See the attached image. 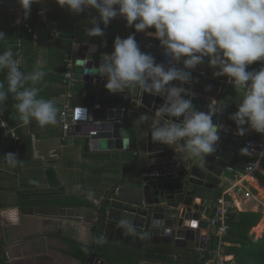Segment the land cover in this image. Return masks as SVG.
<instances>
[{"label": "water", "instance_id": "obj_1", "mask_svg": "<svg viewBox=\"0 0 264 264\" xmlns=\"http://www.w3.org/2000/svg\"><path fill=\"white\" fill-rule=\"evenodd\" d=\"M94 16L98 17V13ZM89 26L91 28L92 24ZM100 26L104 36L82 42L72 55L71 71L76 86L71 93L89 108L87 120L76 121L67 131L61 130L60 124L32 128L40 137H79L85 150L113 152L118 164L111 172L110 180L98 202L85 207L94 212V220H83L84 208L74 216L71 212L75 209L56 205L22 206L18 207L19 213L55 216L94 226V236L104 237L103 243L110 246L143 250L148 245H164L204 250L210 242L208 222L201 219V213L210 215L214 212L213 201L226 176L225 167L231 163L233 155L241 154L246 138L236 134L237 126L230 118L238 105L225 100L224 76H214L217 69L210 67L205 58L194 69H186L191 72L192 80L183 87L192 95H182L192 100L196 110L207 112L209 108H215L217 113L212 119L219 127L220 135L216 151L203 160L181 158L173 148L152 142L151 126L163 98L142 94L138 87L110 94L104 87L107 78L94 73L93 69L113 51L116 36L126 38L134 34L140 50L150 53L157 63L166 67L170 58L164 55L158 39L145 32H135L133 27L126 25L123 17L112 19L107 27ZM172 63L183 68L182 60ZM171 84L181 86L176 80ZM71 119L72 112L67 121L71 122ZM121 220L132 222L137 233L143 235H129L118 227ZM96 248L83 264H104L103 259L94 255Z\"/></svg>", "mask_w": 264, "mask_h": 264}, {"label": "clouds", "instance_id": "obj_2", "mask_svg": "<svg viewBox=\"0 0 264 264\" xmlns=\"http://www.w3.org/2000/svg\"><path fill=\"white\" fill-rule=\"evenodd\" d=\"M37 2L39 0H17L23 19L29 17L32 4ZM55 2L74 15L88 9L96 10L98 17H92V27L85 29L88 37L104 36L100 25L107 27L112 19L119 16L135 32H145L159 40L164 55L170 58L167 67L157 63L150 53L142 52L135 35L130 34L126 38L116 36L113 51L93 69L94 73L107 78L104 87L110 94L138 87L142 94L163 98L151 126L152 142L173 148L181 158L203 160L216 151L220 135L219 127L212 119L217 113L215 108H209L207 112L196 110L192 100L182 95H192L189 89L183 87L192 80L191 72L186 69H194L205 58L210 67L217 69L214 76H226L234 90L242 94L238 110L230 116L237 126L236 134L243 136L249 131L264 134V66L258 71L248 70L254 62H264V0ZM153 28L154 31H148ZM5 36L0 32V39ZM181 60L183 68H177L172 63ZM20 64L21 60L14 58L10 48L0 53V72L7 70V87L5 81H0V104L11 93L17 102L18 118L23 124L27 125L32 120L41 126L56 124L58 110L53 101L38 98L41 90L36 85L43 80L45 71L37 66L25 73L20 70ZM174 80L179 81L181 86L172 85ZM240 152L250 154L248 147L241 148ZM4 155L9 165L15 167L19 163L15 153ZM80 187L77 185L76 189ZM86 195L91 200L94 193L89 191ZM9 219L13 223L18 222L15 216ZM118 227L129 235H143L137 233L136 227L128 220H121ZM104 240L100 237L96 243L102 244Z\"/></svg>", "mask_w": 264, "mask_h": 264}, {"label": "crops", "instance_id": "obj_3", "mask_svg": "<svg viewBox=\"0 0 264 264\" xmlns=\"http://www.w3.org/2000/svg\"><path fill=\"white\" fill-rule=\"evenodd\" d=\"M55 7H53L56 10L54 12L57 16H60L62 22L73 20L71 27H68L67 24L62 25L61 20L58 19L59 17H56L59 20L60 29L64 36L61 40L69 42V51L71 50L70 39H75L80 44L86 42L82 41L84 40V35H79L77 26L80 23L91 25V18L95 17L96 10L88 9L79 15H74L69 13L66 8H61L58 4ZM148 31H154V28ZM226 78V76L223 77L225 100L238 105L241 102L242 94L236 92L233 86L226 82ZM52 86L65 88L62 83H53ZM57 101L61 105V100L57 99ZM68 102L70 105L83 106L82 100L73 96L68 99ZM243 136L257 139L261 137V134L249 131ZM33 140L34 157L40 160L38 167H31L27 170L30 177H38L37 179L40 181V184H36L33 189L44 191L61 188V192L65 196L80 195L84 197L90 203L89 206L79 204L67 208L75 209L71 212V215L74 216L84 208L83 220L93 222L95 217L94 212L86 210L85 207H91L92 204L98 202L106 183L110 180L111 172L118 164L117 158L112 155L113 152L92 149L85 150L80 143L82 139L79 137H65V139H61L49 135L44 137L37 135L36 138L35 136L33 137ZM53 152L57 153L55 159H51ZM242 155L245 157L244 154ZM234 157L237 156L233 155L232 160ZM47 161H52L53 165L48 164ZM238 162H240L239 158ZM242 165L243 163L240 162L236 170H240V166ZM13 169L16 175L18 174L11 183H8L13 187L2 192L3 202L6 201L8 205H16L18 201L17 186L22 177L20 175L22 172L20 173L17 165ZM47 173L48 175H46ZM258 182L262 189L258 191V202L244 204L243 210L261 212L258 224L249 233L255 239L264 232V167L261 166L258 172ZM77 185L81 186L79 190L76 189ZM89 191L94 193L91 200L86 195ZM15 208L18 207L7 209ZM72 227L75 229V232H68V229ZM260 228H263L261 233H259ZM93 230L94 226L90 227L82 224V222L58 219L55 216H26L19 213L18 222L0 224V245L5 256L8 258V264H83L81 259L75 258L70 254L72 249L67 238L92 246L94 242ZM102 245L106 256H104V259L100 258L104 260V264H170L173 254L178 257L176 263H184L188 253H191L186 252V250L193 251L191 254L200 251L199 249L176 248L164 245H148L143 250L111 246L110 248L114 249L112 251L108 248V244L102 243Z\"/></svg>", "mask_w": 264, "mask_h": 264}, {"label": "trees", "instance_id": "obj_4", "mask_svg": "<svg viewBox=\"0 0 264 264\" xmlns=\"http://www.w3.org/2000/svg\"><path fill=\"white\" fill-rule=\"evenodd\" d=\"M50 3L56 8L55 6H57V4L55 0H50ZM54 11L56 10L54 9ZM55 17H59L58 19L61 20L60 16H57L56 13ZM34 20L35 19L33 18V21ZM72 23L73 20H68L62 22V25L67 24L68 27H71ZM88 26L89 25H83L80 23L77 26L78 29L76 28L79 30V35H84V40L82 41H91L93 39V37H88L86 35L85 29L90 27ZM41 31L39 32L40 34L38 38H34L32 35L24 31L18 33V30L11 26L10 17L3 9H0V32L6 34L3 39H0V53L10 48L13 51L14 58L21 60L20 70L25 73H29L35 67L41 66L46 74L43 80L36 85V87H39L41 90L38 98H43L45 100L50 99L58 108L60 105L57 99L67 89L55 87L52 86V84H63L62 72L66 69L64 55L69 51V42H64L61 39L53 42ZM262 66H264V62L257 61L249 65L248 70L258 71ZM6 71L7 70L0 72V81H5V88L7 87L5 80ZM16 103L17 102L13 99V94L9 93L8 99L4 101L3 104H0V117L7 122L8 126L19 136L21 141V144L16 146L14 143L9 142V136H7L9 131L6 130L5 127L0 126V211L1 209L22 206L57 205L59 207H69L77 206L79 204L82 206H89L90 203H88L84 197L80 195L65 196L63 192H61V188L44 191L33 189L36 184H40V181H38V177H30L27 170L31 167H38L40 160L34 157L33 136L36 138L38 133L33 132L32 128L44 126L39 125L35 120H32L27 125L23 124L18 118V113L15 109ZM59 124L60 121L57 114V123L45 126H55ZM9 152L16 154L19 160L17 168L20 170V173H24H19L22 177L17 186L18 201L16 205H8L7 202H3L2 199V192L13 187L8 183H11V181L18 175L14 172L13 166L9 165L6 161L4 154ZM236 156L237 157H234L231 161V165L235 167H237L240 162L244 164L250 160V158L246 156L243 157L242 154ZM238 158L240 162H238ZM51 159L55 158L52 157ZM47 163L53 165L52 161H47ZM261 167H264V160L261 162ZM48 171L51 172L50 170ZM46 175H48V173ZM260 216V211L246 210L229 213L227 218L229 229L225 237L229 245L227 246L226 251L228 254L232 255L231 261L235 264H264V232L262 235L256 237V239L249 234L251 229L258 224ZM93 238L94 242L92 246L67 238L72 249L70 254L84 262L87 260L88 256L91 255L92 250L97 246L94 255L104 259L106 254L103 252V245L96 243L99 236H94ZM110 247L111 246L108 245V248L114 251V249H111ZM186 252L192 253L193 251L186 250ZM190 254L188 253L187 259L184 263H176L170 259V264H203L204 259L207 257V249ZM7 259L8 258L5 256L0 245V264H8Z\"/></svg>", "mask_w": 264, "mask_h": 264}, {"label": "built area", "instance_id": "obj_5", "mask_svg": "<svg viewBox=\"0 0 264 264\" xmlns=\"http://www.w3.org/2000/svg\"><path fill=\"white\" fill-rule=\"evenodd\" d=\"M0 9H3L10 17V24L18 30V33L24 31L37 38L42 30L41 32L53 42L64 37L50 0H39V2L32 4L31 13L27 19H23L22 10L17 0H0ZM18 20L19 22H17ZM70 42L71 50L64 55L66 69L62 72V82L67 90L59 96L58 99L62 103L57 108L61 130L63 131H67L70 125L76 121L81 119L86 121L89 110L88 107L70 105L68 102V99L72 97L71 91L76 84L71 71L72 55L81 46L75 39H70ZM225 80L227 82L228 78ZM95 108H98V106L96 105ZM121 111L124 112L125 109L122 108ZM70 112H72V119L71 122H68L67 116ZM0 126L9 131L7 133L9 142L14 143L15 146L21 144L19 136L1 117ZM228 128L230 129V126ZM62 138L65 139V137ZM244 147H248L250 150V154H244L250 160L240 166V170H236L237 168L232 166L231 163L225 167L226 178L214 198V212L211 215H206L204 212L201 214V219L208 222V240L210 241V245L206 246L207 257L204 259L203 264H231L232 255L226 251L229 243L225 239L229 229L227 224L228 215L233 211H243L244 204L258 202L259 200L258 191L261 187L258 182V172L261 162L264 160V134L257 139L246 138L242 148ZM51 156L56 158L57 153L53 152ZM239 191H241L240 194ZM10 216H15L18 219V208L1 209L0 224L13 223L9 219ZM177 259V255L173 254V262H176Z\"/></svg>", "mask_w": 264, "mask_h": 264}, {"label": "rangeland", "instance_id": "obj_6", "mask_svg": "<svg viewBox=\"0 0 264 264\" xmlns=\"http://www.w3.org/2000/svg\"><path fill=\"white\" fill-rule=\"evenodd\" d=\"M226 178V176L224 177V179ZM262 190V189H261ZM241 193V191H239V194ZM264 225V224H263ZM263 229V228H262ZM261 228H260V230H259V233H261V230H262ZM68 232H75V229L72 227V228H70V229H68ZM251 232V231H250ZM258 237V236H257Z\"/></svg>", "mask_w": 264, "mask_h": 264}]
</instances>
